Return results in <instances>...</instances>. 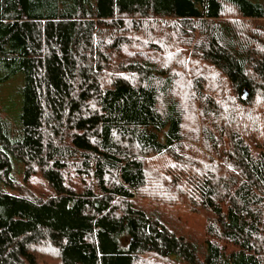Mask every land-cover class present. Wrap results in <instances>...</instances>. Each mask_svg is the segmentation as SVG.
Wrapping results in <instances>:
<instances>
[{
    "label": "trees",
    "instance_id": "trees-1",
    "mask_svg": "<svg viewBox=\"0 0 264 264\" xmlns=\"http://www.w3.org/2000/svg\"><path fill=\"white\" fill-rule=\"evenodd\" d=\"M17 75L0 264H264V0H0Z\"/></svg>",
    "mask_w": 264,
    "mask_h": 264
},
{
    "label": "rangeland",
    "instance_id": "rangeland-1",
    "mask_svg": "<svg viewBox=\"0 0 264 264\" xmlns=\"http://www.w3.org/2000/svg\"><path fill=\"white\" fill-rule=\"evenodd\" d=\"M21 75H17L13 77L11 80L0 86V111L8 115L10 118H16L19 109L21 106V99H20V87H21ZM195 116H196V122H197V129L199 130L198 133L201 131V122L199 120V114H198V108L195 106ZM255 110V108H249L245 109L246 114L248 116H251L252 112ZM188 126L190 128L192 127V118H188ZM188 127V132L191 131ZM188 142H190V139L188 137ZM189 146V143H188ZM188 156L194 157L192 155V151L188 152ZM18 179L19 178V175ZM35 182H39L36 180ZM35 184V183H34ZM39 183H36L37 185ZM38 186V185H37ZM41 189H43L42 186H39ZM183 204V201H182ZM174 212H176L175 217L173 218L175 224H177V227H183L184 231H189L194 235H201L204 232V224H205V214L203 213H190L189 211L183 210V208L177 207L174 209ZM48 262H55L54 257L51 254H47L45 257Z\"/></svg>",
    "mask_w": 264,
    "mask_h": 264
},
{
    "label": "water",
    "instance_id": "water-1",
    "mask_svg": "<svg viewBox=\"0 0 264 264\" xmlns=\"http://www.w3.org/2000/svg\"><path fill=\"white\" fill-rule=\"evenodd\" d=\"M241 98L243 100H246L248 98V90L246 88L242 89Z\"/></svg>",
    "mask_w": 264,
    "mask_h": 264
}]
</instances>
